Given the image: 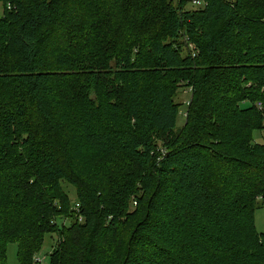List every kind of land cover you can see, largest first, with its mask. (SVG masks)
Listing matches in <instances>:
<instances>
[{
  "label": "trees",
  "instance_id": "obj_1",
  "mask_svg": "<svg viewBox=\"0 0 264 264\" xmlns=\"http://www.w3.org/2000/svg\"><path fill=\"white\" fill-rule=\"evenodd\" d=\"M2 2L0 264H264V0Z\"/></svg>",
  "mask_w": 264,
  "mask_h": 264
},
{
  "label": "rangeland",
  "instance_id": "obj_2",
  "mask_svg": "<svg viewBox=\"0 0 264 264\" xmlns=\"http://www.w3.org/2000/svg\"><path fill=\"white\" fill-rule=\"evenodd\" d=\"M191 4V3H190ZM189 4V5H190ZM3 2L0 0V17L3 15ZM189 8V7H188ZM138 15H145V12H142ZM147 16L142 19L141 23L143 24L145 22ZM249 85V83H248ZM178 90L176 91V94L174 95L173 101L175 103H178L177 107V113H176V123L175 127L179 128L183 127L186 121V115H188L187 111L190 109L193 110L195 107V101H191V91L188 89V87L185 86L184 83L179 82L178 83ZM255 100H261L263 102V108L259 109L264 114V85L260 86L257 90L256 95H250ZM242 107H246L247 105L241 104ZM259 105V103H258ZM252 141L255 143H264V128L260 130L254 129L252 132ZM215 187H220L219 178H214ZM63 189L67 193L70 200L75 201L76 195H75V188L71 184H62ZM258 200H261V196L257 195L256 197V203H258ZM254 217V225L255 229L259 232L264 234V209L257 206L253 213ZM55 221L58 225H60L62 222L68 225L69 219H65L63 216H58L55 218ZM57 236L53 233H45L43 235V239L41 242L40 247L38 250H36L31 257H35L33 259L34 264H49L50 263V253L53 248V244L56 243ZM18 253V244L16 242H10L6 246V264H21L18 261L17 257ZM30 257V255H29ZM30 257V258H31ZM37 258H40V260H37ZM32 259V258H31ZM30 264V263H26Z\"/></svg>",
  "mask_w": 264,
  "mask_h": 264
},
{
  "label": "built area",
  "instance_id": "obj_3",
  "mask_svg": "<svg viewBox=\"0 0 264 264\" xmlns=\"http://www.w3.org/2000/svg\"><path fill=\"white\" fill-rule=\"evenodd\" d=\"M200 1H201V0H191V3L194 4V5H195V4L198 5V4L200 3ZM8 8H9V6H8ZM77 206H78V205H76V207H77ZM34 258H35V257H34ZM37 260H40V258H37Z\"/></svg>",
  "mask_w": 264,
  "mask_h": 264
}]
</instances>
